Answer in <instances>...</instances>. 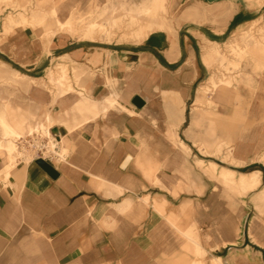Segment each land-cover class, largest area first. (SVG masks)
I'll list each match as a JSON object with an SVG mask.
<instances>
[{
    "label": "crops",
    "instance_id": "obj_1",
    "mask_svg": "<svg viewBox=\"0 0 264 264\" xmlns=\"http://www.w3.org/2000/svg\"><path fill=\"white\" fill-rule=\"evenodd\" d=\"M187 1L222 5L225 22H188L174 37L157 30L141 43L114 45L79 40L62 31L45 37L50 31L43 27L18 26L0 35V62L10 60L35 80L19 85L17 94H25V100L29 94L40 114L57 120L50 128L58 130L64 154L53 162L18 160L6 173L7 181L8 162L0 158V264H181L185 235L192 238L186 218L190 198L181 199L168 172L157 179L166 187L150 184L140 170L145 146L154 137L157 120L167 138L178 135L174 145L183 148L182 141L191 148L178 131L209 73L202 59L204 39L223 44L260 12L242 8L238 0ZM55 62L68 68L72 87L84 100L70 92L53 95L57 91L48 83V70ZM224 92L228 94H216ZM137 96L142 106L134 103ZM174 98L179 100L176 119L170 113ZM250 98L242 138H234L238 164L233 170L259 171L261 182L244 195H251L248 207H240L244 212L264 211V68L257 94ZM216 203L219 212L222 206ZM250 238L248 244L254 243L252 233ZM192 241L203 254L197 238ZM252 254L264 264V250ZM219 260L222 256H214L211 264Z\"/></svg>",
    "mask_w": 264,
    "mask_h": 264
},
{
    "label": "rangeland",
    "instance_id": "obj_2",
    "mask_svg": "<svg viewBox=\"0 0 264 264\" xmlns=\"http://www.w3.org/2000/svg\"><path fill=\"white\" fill-rule=\"evenodd\" d=\"M65 1L0 0V35L11 33L18 26H30L49 30L45 37L62 31L79 40H92L108 45L136 43L130 36L137 24L133 23L128 10L144 0ZM238 1L242 8L248 6L260 12L255 20L228 36L223 44L220 43L221 52L226 56L225 60L215 55L208 63L203 61L209 70L203 85L214 75L218 86L205 89L206 94L201 101L192 100L189 104L187 123L178 133L191 148L182 146L185 148L183 149L174 145L175 140H179L178 135L167 138L160 128L161 124L155 120L154 137L149 138L141 161L142 168L147 170L146 174L139 167L150 184L159 188L162 187L157 183L158 177L164 172L170 173L175 178L177 190L182 194L181 199L190 198L186 206L187 230H191V237L197 238L205 252L197 253L192 238L185 235L186 245L182 247L181 264H211L212 258L217 255L222 256V261L218 264H258L260 259L252 253L260 254V250H264V211L251 208L244 212L240 209L242 206L248 207L246 201L251 195H248V198H244V195L251 190L244 191L208 174L210 161L217 163L219 169H237L235 166L238 162L234 160L233 149L228 145V140L233 139L235 134L232 131H222L220 124L228 123L233 126L238 123V127L243 124L244 109L248 108L249 102L253 100L250 94H257L258 75L264 68V0ZM165 3L166 22L172 29L161 30L169 31L173 37L177 30L183 25H188V22H209L214 26L225 22L222 5H192L187 0H166ZM66 5L69 8H65ZM12 19L18 22L13 27L9 24ZM59 22H70L71 28H61ZM89 25H94L93 31L86 33L85 29ZM233 39L238 43L236 51L225 46V43ZM206 41L204 39L203 44H206ZM6 61L8 64L0 62V68L4 70H0V114L12 127L13 133L4 136L0 125L1 140L11 145L8 159L5 158V148L0 150V158H5L6 163L13 168L17 165L18 157L29 156L28 153L19 152L17 140L35 130L44 129L43 127L50 128L57 120L52 119L49 114H40L29 94H26V100L23 98L25 94H17L19 85H29L35 80L28 77L25 70L15 67L10 60ZM73 73L78 86L83 87L79 83L81 73L79 74L76 68ZM48 83L51 88L56 89L57 94H53L56 97L70 92L82 100L85 99L72 87L70 72L65 65L54 63L48 70ZM222 88H232L238 93L235 94L236 97L225 102L219 100L216 94V91L223 90ZM242 94H247L245 101ZM236 117L233 123L232 120ZM180 155L184 156V163L181 161L183 158H179ZM219 169L214 170L220 175L218 176H226ZM218 201L222 206L219 212L215 209ZM231 205L234 210L230 209ZM251 233L255 241L248 244V240H252ZM244 237L247 240L244 241Z\"/></svg>",
    "mask_w": 264,
    "mask_h": 264
},
{
    "label": "bare ground",
    "instance_id": "obj_3",
    "mask_svg": "<svg viewBox=\"0 0 264 264\" xmlns=\"http://www.w3.org/2000/svg\"><path fill=\"white\" fill-rule=\"evenodd\" d=\"M165 1L166 0H144L141 3H139L138 5H135L131 8H129L128 11H129V13L133 19V23L137 24L135 26V28L132 30L133 32H132V35L130 36V38L133 41H135L136 43H141L143 40H145L148 37V35L150 33L154 32V31L161 30L163 28L172 29V26L166 22L167 6H166ZM67 7L69 8V6L66 5L65 8H67ZM193 11H194V9H193ZM62 16H64V15H62ZM9 24L11 27H13L14 25L18 24V22L16 20L12 19L9 21ZM59 25L61 26V28H68V29L71 28L70 22H67V23L66 22H59ZM93 26L94 25L87 26V28L85 29L86 33H91L93 31ZM53 33H55V31H53ZM206 40H207L206 44L202 45L203 61L208 63L215 55H219L221 57V59L225 60L226 56L223 55V53L221 52L220 43L217 41L209 40V39H206ZM226 45L230 50H233V51H236L237 47H238V43H237L236 39H233L232 41L225 43V46ZM216 86H218V84L215 80V76L212 75L209 77L207 84L202 87L201 91L204 93L205 89H209L211 87H216ZM222 89H223L222 91L225 90L228 94H225V92H224V94H218V99L225 101V102L230 101L231 99L234 98V96L236 97L235 94L238 93V92H235V89H232V88L231 89L230 88H222ZM203 93L197 94V101L198 100L201 101V99L205 96V94H203ZM178 103H179V100L176 98L171 100L170 113L172 116L177 114V113L179 114ZM173 117L175 118V116H173ZM178 119H179V117H178ZM236 119H237V117L234 118L232 120V122L234 123ZM0 125H1V130H2L4 136L11 135L13 133L12 127L8 124L5 117L1 114H0ZM237 125H238V123L233 125V126L231 125L232 126L231 127L230 124L228 125V123H221L220 128L222 131L234 132L235 137H236V134L237 135L239 134L238 137L242 138L243 127L242 126L238 127ZM43 128L44 129H41V130H43L45 132V134H49V131L51 130V128H46V127H43ZM169 130H171V129H169ZM234 130H237V132ZM235 137H233V139L230 138L228 140V145L231 146L232 148L235 145V139H236ZM180 144H181V146H183V147L185 146L187 148L186 144L183 143L182 141H180ZM2 148H5L6 157L8 158V156L10 155L11 145L3 143V140H1V138H0V150ZM10 169H11V167L9 166V164H7V166L4 169L5 175H6V173L8 174ZM209 169L210 170L208 171V174L210 177H212L218 181H225L231 185L238 186L244 191L256 189L261 182L259 171H255V172H251V173H245V172L237 173L235 170H232V169L226 168V167H221L219 169L218 164L213 162V161L209 162ZM218 169L221 170V172L226 174V176H228V177L223 176V178H220L219 177L220 175L214 171V170H218ZM157 183L164 185L163 180H161V179L157 180ZM163 187H166V186L164 185ZM263 194H264V192H263ZM223 213H224V211H223ZM234 216L235 215H233V217ZM202 252L204 253L205 250H202ZM219 262H221V260H219Z\"/></svg>",
    "mask_w": 264,
    "mask_h": 264
},
{
    "label": "built area",
    "instance_id": "obj_4",
    "mask_svg": "<svg viewBox=\"0 0 264 264\" xmlns=\"http://www.w3.org/2000/svg\"><path fill=\"white\" fill-rule=\"evenodd\" d=\"M58 136L49 131L45 134L43 130H35L32 134L17 140L19 152L28 153L29 156H20L19 160L30 157L31 160L42 159L47 162L60 161L63 159L60 140Z\"/></svg>",
    "mask_w": 264,
    "mask_h": 264
},
{
    "label": "water",
    "instance_id": "obj_5",
    "mask_svg": "<svg viewBox=\"0 0 264 264\" xmlns=\"http://www.w3.org/2000/svg\"><path fill=\"white\" fill-rule=\"evenodd\" d=\"M134 103L137 105V106H142L143 105V101L137 96L135 99H134ZM52 133L54 135H58V130L57 129H53L52 130ZM39 162H45L44 160L42 159H39L38 160Z\"/></svg>",
    "mask_w": 264,
    "mask_h": 264
}]
</instances>
